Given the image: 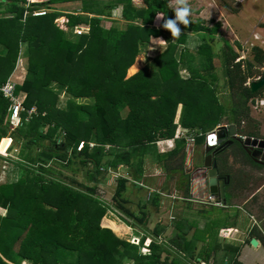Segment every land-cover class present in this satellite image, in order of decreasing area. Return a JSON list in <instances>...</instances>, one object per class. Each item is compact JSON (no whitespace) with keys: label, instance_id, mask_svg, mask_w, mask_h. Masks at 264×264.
I'll return each mask as SVG.
<instances>
[{"label":"trees","instance_id":"16d2710c","mask_svg":"<svg viewBox=\"0 0 264 264\" xmlns=\"http://www.w3.org/2000/svg\"><path fill=\"white\" fill-rule=\"evenodd\" d=\"M231 1L222 0L221 4L236 14L238 8ZM143 2L138 5L134 0H106L93 5L88 0H46L30 7L48 8L45 15L25 16V0H0V86L24 56L27 72L17 95L25 108L37 109L29 120L22 112L21 123L12 130L10 103L0 92V140L10 135L15 145H20L22 159L19 179L0 184V205L8 209L6 216H0V242L7 236L11 238L10 249L17 258L34 264H189L177 256L208 262L222 250L235 254L231 264H243L237 258L240 245L219 249V231L225 227L212 225L210 232V222L204 228L208 232L203 239L197 228L188 239V232L176 223L177 232L165 236L168 245L153 239L146 244L148 235H162L161 228L130 241L102 222L110 208L134 217V211L122 204L127 197V176L116 178L114 197L119 202L115 207L106 206L96 197L98 185L108 175L101 169L104 158L109 159L106 170L116 171L125 163L129 175L138 179L145 153L159 142L175 139L161 165L167 172L183 170L186 141L176 135L175 121L180 105L179 127L197 130L196 144L204 143L207 132L220 123L235 124L244 136L264 138L250 106L264 88L253 92L248 84L249 79L260 75L264 49L255 45L250 59H239V52L225 40L219 53L214 44L221 25L208 26L190 18L187 26L177 22L181 31L172 41L169 30L161 27L165 18L174 17L168 0ZM77 3L80 10L67 8ZM119 6L121 20L106 28L103 19L110 18ZM64 14L70 29L82 26L89 31L69 38L55 22ZM186 32L202 38L196 54L183 46ZM161 36L166 45L150 58V63L128 77V69L142 49L148 48L151 37ZM217 56L226 99L222 98L225 93L220 91L214 65ZM181 66L191 72L190 76L181 75ZM60 90L70 97L61 98ZM78 98L91 102L82 103ZM8 144L9 140L4 141L0 149L5 150ZM245 152L241 156L233 151L230 156L234 155L231 158L240 167H264ZM137 155H142L139 161L135 160ZM223 156L222 160L228 158L226 153ZM1 162L0 156V166ZM90 163L93 172L88 168ZM59 168L73 175L79 173L83 179L65 181V170L59 172ZM248 174L238 170L234 176L243 178ZM138 221L146 224L145 213ZM109 222L114 229L119 228L115 221ZM247 236L264 245V235L257 228ZM193 240L205 243L197 250ZM171 245L177 256H172ZM14 258L0 247V264L15 262Z\"/></svg>","mask_w":264,"mask_h":264},{"label":"crops","instance_id":"0c3cea01","mask_svg":"<svg viewBox=\"0 0 264 264\" xmlns=\"http://www.w3.org/2000/svg\"><path fill=\"white\" fill-rule=\"evenodd\" d=\"M205 2H207L211 6V8H208V9H211L210 12H208V11L207 12L209 14L214 13L213 15H214L215 20L213 21V24L214 23L220 24L221 29H225L226 26H228V27L232 26V22H234V20H233L234 18H230V16H228L227 14L222 13L221 10H218V5L216 2H213L210 0H205ZM209 14H205V15H209ZM221 15H222V17H221ZM232 15L233 16L237 15V13L232 14ZM60 17H62V16H59L55 20V22L61 29L66 30L68 28L64 24L66 21V18L64 16V21L62 24ZM188 18L193 19V20L205 21L204 20V14H202V16L199 19L198 18H191L190 16H188ZM210 26H211V24H210ZM185 36H186L185 37V45H183V46H185L187 49H189L188 51L190 53H193L194 51L197 52L198 46L200 45V43L202 41L201 36L198 34L190 33V32H186ZM169 37L172 41H174V40H176V38L178 36H175V37L169 36ZM165 45H166V42H165V39L163 36L151 37L149 46L151 49L154 50L155 53L153 54V56L149 54L150 56H147V57L153 58L156 55L157 51L162 49ZM149 46H148V48H149ZM140 54L138 55V57L140 56ZM138 57L136 58V60L138 59ZM136 60H135V63L128 69V72H127L128 77L135 74L136 72H138L140 69L143 68L142 62H141L142 58L139 59L138 61H136ZM150 62H151V59L149 60L148 63H150ZM134 65H137V68L135 70H132ZM214 65L216 67V71L219 73L218 75L221 76L219 81H218V83H220L219 84V86H220L222 79L224 80L223 84L225 83V79L223 78L222 68L217 67V65L215 63V59H214ZM15 70H16V68H15ZM20 70L22 71L23 69H20ZM179 70H180L181 75L184 78L190 76V74H191V72L183 66H181L179 68ZM15 72L16 71H14L12 74L15 75ZM22 74H23V72H22ZM25 74H26V72H24L23 79L25 78ZM13 75H12V78L14 77ZM223 84H222V86H220L221 89H225V87H226V85H223ZM180 113H181V105L178 108V112H177V116H176V120H175L177 123V126H178L176 129V135L177 136L179 135L180 132H182V131L185 132L184 131L185 129H181L179 127L180 124H178L179 119H180ZM219 125H227V124L220 123ZM219 125H217L214 129L208 131L207 134L214 131ZM185 133L186 134H192L193 133V135L195 136V139H196L197 130H191V131L189 130L188 132H185ZM170 141L175 142V139L159 142L157 144V148H159L158 146L161 143H166V142H170ZM185 141H186V139H185ZM174 142H173V144L170 145L171 148L174 146V144H175ZM194 143H195V141H194ZM187 145L189 146L190 144H188L186 142V158H185L183 170L182 169H176V170H173L170 172L166 171L167 173L165 175L161 174L162 176L157 175V174H147L146 170L148 167L147 165L149 163H147L145 161L146 158L144 157V161L142 160V166H144L145 164H147V165H145L143 167V170H145L143 175L140 176L138 179L137 178L133 179L132 176L128 177L126 175L127 178L131 180V183H133L135 185L134 187H135L136 192H135V195L133 196V198L139 200V192L140 191H145V192L148 191V200L152 204L151 208H150V214H147V212H145L146 209H143V208H139L138 210H134V217L127 216L123 212L118 211V213H117L118 215L117 214H114V215L118 216L119 218L122 216L123 219L122 218H120V219H122L123 224L118 225L119 229H113L110 225H109V227H111V229L115 232V234L117 236H119L123 239H126L125 235H127V233H132V237H136V236L140 237L143 234H145L144 232H152L153 233L154 230H159L161 228L163 231L161 233L162 235H158L155 237L148 235V237L146 239V244H148L153 239L157 244L167 243V245H168L169 243L167 242V240H166L167 238H165V236L170 237V235H173L174 233L177 232V229L175 228V227H177L176 223L180 224L181 228H185L184 230L187 232H189L193 229L192 233L195 231L196 228H198V230L204 229V226L206 228V225H207V223H205L206 219H203L202 216L206 215L207 206L224 208V209H230L231 207L242 208V209H244L245 213L249 215L250 219H252V224H251L250 228L246 231V233H242L241 235H238L241 232L238 228L233 227L231 225L230 226L225 225V226H223L225 228H221L220 230L227 229V230H230L231 233L228 236V238L223 236V238L225 240H220V237H219L220 234H219L217 244L219 245V249H221L222 247H225L226 245L227 246H229V245L239 246L240 245L241 249L237 255V258L242 263L248 264L246 261H244V259L242 257V252L244 251L246 244H249L250 243L249 240H251V238H253L252 236H247L248 232L251 231L252 228H257L264 235V181L262 183L257 184V187L254 189V188H251L252 186H254V184H253L254 178L252 177L251 173L248 174L249 177H243V178L237 177L236 178L234 176V174L238 173V170H240V171L242 170L243 172H244V170H246L245 172H247V171H249L248 170L249 168L246 169V167H251V166H245V168L242 166L241 167L238 166L236 164V161L233 158H231V156H230L231 152L229 151L226 153V154H228L227 159L222 160L226 156L219 157L218 159L216 158L217 163H218V170H219L218 172L221 175H223L222 177H226V176L230 177L229 182L227 184H225V199H218V201L222 202V205H216L214 202L216 200L211 201V202L209 201L210 200L209 197L211 196V194L209 191L208 177L206 175L207 171H206V169H204L205 141L202 144H198L200 149L197 151L198 154H196V156H197L196 161L198 163L195 166H194V162H193V158H194L193 148L191 151H189V147H187ZM161 146H165V145L161 144ZM171 148H169V149H171ZM19 151H20V145H15L14 139H13V146L10 148L9 152L14 153L15 157L13 158L11 156L12 159L9 163H13L11 165L14 166L13 168H17L18 172L16 171V175L12 181H17V179H19V177H20L18 164H19V162H22V159L19 157ZM0 155L2 156L1 153H0ZM138 159L140 160V157ZM257 164H259V163H257ZM261 165H264V164H261ZM261 169H264V167ZM111 170L112 169H109L110 172H111ZM187 170H189V172ZM116 171H121V170L118 169ZM120 176H124V175L120 174ZM160 178H163V179L159 180ZM6 182H8V181L6 180ZM1 183H5V182H0V184ZM168 184H169L168 187H170L169 188L170 192L169 191L165 192L163 190V188H164V186H167ZM152 193H154L155 195L157 194V196L150 198ZM127 194H131L130 187H128ZM240 195H245V199H240V201H237ZM196 196L197 197L199 196L200 200H196ZM256 197H257V199L261 198V201L258 202ZM152 201H155V203ZM122 204L125 206L124 208L127 207V204L131 205L132 201L130 200V197L127 196L126 200L122 201ZM164 206L167 207L165 209V212L168 213V216H171L170 220H173V222H170V221H167L166 223L164 222L163 219H164L165 215H164V212L162 211V208H164ZM251 207L254 208V211H256L257 207H258V210L262 211L263 215L262 214L261 215L263 217L261 216V218H258L256 216V214L253 212V210L251 209ZM7 211H8V209L6 207H3L0 205V216L1 217L6 216ZM18 212H19V210H18ZM107 212L110 213L111 215L113 214L111 209H108ZM141 213H142V215L145 213V215L147 217L146 224H143V223H145L144 221L142 223L140 221H138L139 218L142 217ZM14 214H15V216H17L18 215L17 211H15ZM107 214L105 216H107ZM105 216H104V218H106ZM196 218L197 219L202 218L203 225L195 227L194 224L192 223V221H194V219L196 220ZM232 231L236 232V234H233V236L231 237ZM12 232H13V230H12ZM164 232H169V235H165ZM191 236H192V234H191ZM226 239L229 240L230 242H227ZM126 240H128V239H126ZM258 241H259V244L257 247H263V249H264V245L262 244V242L260 240H258ZM223 242H227V243L224 244ZM11 243H12L11 238L8 240V236L5 239V241H3L2 243L0 242V247H2L4 252H6V254L10 253V254L15 256V258H14L15 262L8 261L10 264H20L21 262H25V263L27 262L26 264H34L29 259H24V258H19V257L17 258L15 251L13 250V252H11V249H12ZM198 243H200V245H202L205 242L197 241L196 246H198ZM169 247L171 249L172 256H174V254L176 255L175 248L172 245ZM210 260H211V258L209 259L208 262H210ZM204 263L206 264V262H204Z\"/></svg>","mask_w":264,"mask_h":264},{"label":"rangeland","instance_id":"374dc122","mask_svg":"<svg viewBox=\"0 0 264 264\" xmlns=\"http://www.w3.org/2000/svg\"><path fill=\"white\" fill-rule=\"evenodd\" d=\"M91 4H104L106 3V0H88ZM213 2H216L218 5V10H221L222 13L227 14L228 16H230V18H234V22H232V26H226L225 29H221L219 30V33L215 35V49L216 51H218L219 53H221V49L225 46V40L228 41L235 49V51L239 52V59H245V58H251V49L253 46L258 45L260 47H262L264 49V0H233L232 6H235L236 8H238V13L237 15H232L233 13L224 8L222 6V0H210ZM80 3V2H79ZM77 3V4H69L67 6L68 9H76L80 10L81 5ZM135 4L141 5L143 4V0H134ZM187 5L190 9L189 12V16L191 18H200L202 16V14H204V22L207 23L209 26L211 24V26H213V21L214 19V13H208L210 12L211 6L205 2V0H187ZM168 6H170V9L172 10L173 8L177 7L176 4V0H168ZM66 8V7H64ZM208 9V10H207ZM208 11V12H207ZM68 11H65V13H67ZM213 12V11H212ZM205 14H209V15H205ZM65 18H66V23L65 25L67 26V16L66 14H64ZM64 16L60 17L62 24L64 21ZM222 17V15H221ZM121 6H119L116 9L112 10V16L110 18H105L103 19V25L106 28H109L112 24L113 21L114 22H118L121 20ZM215 24V23H214ZM223 24V23H222ZM68 27V26H67ZM223 28V27H222ZM75 27H73V29H70L69 27L64 31L67 33L69 38H74L75 37V31H74ZM78 35V34H77ZM158 42V41H157ZM240 46V47H239ZM148 52V53H147ZM154 50L150 48L147 49H142V52L140 54V56L138 57V59L136 61H138L139 59L142 58L141 62L143 63L144 61V57L150 56L154 54ZM194 54H196L197 52L194 51ZM150 54V55H149ZM215 63L217 65V67L221 68V62H220V57L215 58ZM20 69H23L22 71ZM16 71L15 75H13V79L19 84H21L23 82V77H24V72H27L26 69V65L24 63V56H21L18 60V63L16 65ZM13 71V72H14ZM258 71H259V76L256 75V77H253L251 79H249L248 84H250L251 82H254L258 79H260L261 77H263L264 74V65H261L258 67ZM23 72V74H22ZM218 73V72H217ZM219 74V73H218ZM12 75H10V77H12ZM22 76V77H21ZM26 76V74H25ZM220 75H219V79H220ZM223 79L221 80V85L223 84ZM225 85V83L223 84ZM54 87H56L57 85H53ZM220 91H224L223 93H225V96H222L223 99H226L227 93H226V89H220ZM61 92V98L65 97V98H69L70 94L66 93L64 90H60ZM79 102L82 103H90L91 99H85V98H78L77 99ZM251 106V114L252 117L255 118L259 123H260V127H261V133L264 134V92L261 96L255 98L253 101H251L250 103ZM10 115L8 116V118L10 119ZM19 126L16 125L15 128ZM185 132H188L186 129L184 130ZM178 138H180V133L178 135ZM10 142V141H9ZM174 141H170V142H166V143H161L164 144L165 146H161V144L158 146L159 148H157V146H154V148H150L143 157L146 158V162L149 163L147 165V174H157V175H165L167 172L166 170L162 167L161 165V159L163 158V156L165 155V153L167 152V150L170 147L171 144H173ZM93 146V144H92ZM187 147H189V151L192 150L193 148V152H194V158H193V162H194V166L197 165V161H196V154H198V150L200 149L199 145L194 143L191 145H187ZM165 152V153H164ZM1 153V152H0ZM205 153V151H204ZM2 154V153H1ZM1 156V155H0ZM15 157V154L12 152H7V154H2L1 158H2V164L0 166V182H6V180L8 182H11L13 180V178L16 175V171L18 172L17 168H13L14 166H12L11 164L13 163H8L5 160H11L12 157ZM138 157H140V159L142 158V155H137L135 160H138ZM107 160H109L108 158H104L103 159V164L101 165V169L102 171H105L106 174L108 173V175L105 176V178L103 179V181L98 185V189H97V193H96V197H98V199L105 204L106 206L109 204L110 206L112 205L113 207H115V205L117 204L116 202H119V199L116 198L115 199V191H116V186H117V177L119 176V174H122L124 176H128L130 177L131 175H129V173L126 171L127 170V164H120L117 167V170H121L117 172V175L112 174L109 169L106 170V168L108 167L107 164ZM4 161H5V165H4ZM136 161V162H138ZM144 165V166H145ZM142 166V167H144ZM88 168L93 172L94 170V166L92 163H90L88 165ZM186 168V167H185ZM63 168H59V172L62 170ZM65 170V169H63ZM249 171H247L248 173H251L252 177L254 178L253 184L254 186H252L251 188H256L257 184L262 183L264 181V169H258V168H254V167H250L248 169ZM145 170L142 171V175L144 173ZM189 172V170H187ZM64 172V171H63ZM65 177L62 176L65 181L68 180H72L76 179V180H82L83 177H81L79 173L77 174H72L70 171L65 170L64 173ZM67 176H71L67 177ZM162 176V175H161ZM163 178H160L159 180H161ZM167 179V178H166ZM130 180V179H129ZM170 182V181H169ZM168 182V183H169ZM135 185L133 183H131V180L128 181V187H130V191L131 194H127L128 197H130V200L132 201L131 205L127 204V207L134 211V210H138L139 208H143L146 209L145 212H147V214H150V208H151V202L148 200V191H140L139 192V200L133 198V196L135 195ZM169 184L167 186H164L163 190L165 192H170V187H168ZM168 187V188H167ZM126 195V194H125ZM154 197V193H152L151 197ZM240 199H245V195H240L237 201H240ZM257 199V197H256ZM151 200V199H150ZM196 200H200L199 196H196ZM258 202L261 201L260 199H257ZM257 204V203H256ZM258 205V204H257ZM256 205V206H257ZM167 207L164 206V208H162V211L164 212V222L166 223L167 221L173 222V220L171 219V216H168V213L165 212V209ZM112 211V215L110 213H106L107 216H105L106 218L103 219V223L107 226H111L113 229L114 227L111 225V223L109 221H115L118 225L123 224L122 222V216L120 219L118 216L114 215L117 214L118 211L110 208ZM251 209L253 210V212L256 214V216L258 218H261L262 211L257 210L254 211V208L251 207ZM262 214V215H261ZM118 215V214H117ZM142 215V213H141ZM263 217V216H262ZM203 219H206L205 223L210 222L211 226L212 225H217V226H233L238 228L241 232L238 235H241L242 233H246V231L250 228L251 224H252V219H250L249 215L245 213L244 209L242 208H235V207H231L230 209H224V208H217V207H212V206H207V211H206V215L202 216ZM202 218L194 219V221H192V223L194 224L195 227L197 226H201L203 225L202 222ZM124 221V220H123ZM209 224H207L206 227H208ZM110 227V228H111ZM205 228V226H204ZM119 229V228H117ZM198 229V228H197ZM192 231H189L187 233V238L190 239ZM210 232L213 231V226L210 228L209 230ZM207 230L201 229L199 230L197 233L200 236V239H203L205 234L207 233ZM227 232V231H226ZM165 235H169V232H164ZM124 234V233H123ZM220 234V240H225L223 238V236L225 237V232L223 230H220L219 232ZM236 234V232L232 231V235ZM237 235V236H238ZM126 236V237H125ZM124 237L128 240L131 241L132 237V233H127V235H125ZM137 237V236H136ZM121 238V237H120ZM138 240L140 239V237H137ZM228 238V237H226ZM208 240V239H207ZM227 240V239H226ZM202 241V240H201ZM227 242H230L229 240H227ZM227 242H223L224 244ZM138 243V242H137ZM135 243V244H137ZM193 246H195L196 244V240L192 241ZM234 243V242H233ZM238 244V243H237ZM192 246V245H191ZM202 245H200V243H198L197 246V250L200 249ZM196 251L195 254L196 255ZM180 256H177L174 254V256L180 257L184 262H189V264H199L198 261H195L194 258L190 259L187 258L185 255L183 254H179ZM165 256V255H163ZM235 254L228 252V254H225L224 251H219L216 255H213L211 257L210 262H206V264H231L232 259L234 258ZM172 258V256H170ZM242 257L244 259V261H246L248 264H264V249L263 247H255L252 246L250 243L246 244V247L244 249V251L242 252ZM27 263V262H26ZM25 262H21L20 264H26ZM245 264V263H243Z\"/></svg>","mask_w":264,"mask_h":264},{"label":"water","instance_id":"95a60500","mask_svg":"<svg viewBox=\"0 0 264 264\" xmlns=\"http://www.w3.org/2000/svg\"><path fill=\"white\" fill-rule=\"evenodd\" d=\"M149 60V57H145L142 66L145 67ZM250 87L253 92L264 88V76L251 82ZM227 136L231 139L226 140ZM234 141L240 142L243 149L253 157L256 163L264 164V138L244 136L238 132L235 124L219 125L214 131L208 133L205 140L204 169L207 171L210 194L216 201L225 199V184L229 182L230 177L218 175V163L215 157L220 149L233 144ZM216 145L219 146L215 148ZM250 243L257 247L259 241L253 237Z\"/></svg>","mask_w":264,"mask_h":264},{"label":"built area","instance_id":"2783aa9c","mask_svg":"<svg viewBox=\"0 0 264 264\" xmlns=\"http://www.w3.org/2000/svg\"><path fill=\"white\" fill-rule=\"evenodd\" d=\"M46 0H25V16L32 13L33 15L40 16L45 15L48 12V8L42 7L39 9H32L31 6L33 4L37 3H43ZM66 23V22H65ZM64 23V24H65ZM75 33L82 34L87 33L89 31L88 27H82V26H75L74 29ZM17 87L18 83L12 78L9 77L7 81L0 86V92L2 93L3 97L9 100V112H10V121L12 124V130H14L15 126L21 123V113H26V120H29L34 114L37 113L36 106H32L31 108H25L23 105L22 100L17 95ZM180 137H183L186 139V142L188 144H193L195 141V136L192 134H186L185 132H180ZM9 140V144L7 145L5 150H1L0 152L2 154H7V152L10 150V148L13 146V138L9 135L8 137H4L0 140V148L2 145H4V141ZM118 171L111 170V173L114 175H117ZM120 175V174H119ZM209 201H214L212 196L209 197ZM216 205H222V202L220 201H214ZM225 237H228L231 233L230 230L224 229ZM227 231V232H226ZM194 264V263H193ZM199 264H205L204 262H200Z\"/></svg>","mask_w":264,"mask_h":264},{"label":"clouds","instance_id":"9594fccd","mask_svg":"<svg viewBox=\"0 0 264 264\" xmlns=\"http://www.w3.org/2000/svg\"><path fill=\"white\" fill-rule=\"evenodd\" d=\"M177 7L173 8V18H165L161 24V27L169 30L171 36L175 37L180 34L181 29L178 27V23L184 26L189 24V12L190 9L187 5V0H176ZM221 202V201H220Z\"/></svg>","mask_w":264,"mask_h":264},{"label":"flooded vegetation","instance_id":"af4514ba","mask_svg":"<svg viewBox=\"0 0 264 264\" xmlns=\"http://www.w3.org/2000/svg\"><path fill=\"white\" fill-rule=\"evenodd\" d=\"M227 139H231L230 137H228L227 136V138H226V140ZM219 145H216L215 146V148H217ZM214 148V149H215ZM243 145L240 143V142H238V141H234L233 142V144H231V145H229V146H225V147H223L222 149H220V151L219 152H217V154H216V157L215 158H219V157H222L225 153H227V152H233V151H237V153L239 154V155H241V156H244V153H243ZM245 151V150H244ZM224 153V154H223ZM246 153V152H245ZM248 154V153H247ZM249 155V154H248ZM231 156H234V155H231ZM252 159H253V157L251 156V155H249ZM217 159H216V161H217ZM247 168H250V167H246V169ZM219 171V170H218ZM244 171H246V170H244ZM218 174H219V176H223V175H221L219 172H218ZM206 175H207V172H206ZM252 230L254 231V230H256V228H252Z\"/></svg>","mask_w":264,"mask_h":264},{"label":"bare ground","instance_id":"6f19581e","mask_svg":"<svg viewBox=\"0 0 264 264\" xmlns=\"http://www.w3.org/2000/svg\"><path fill=\"white\" fill-rule=\"evenodd\" d=\"M136 68H137V65H134L133 68H132V70H135Z\"/></svg>","mask_w":264,"mask_h":264}]
</instances>
